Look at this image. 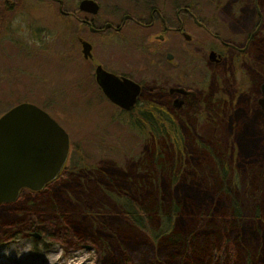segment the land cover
Masks as SVG:
<instances>
[{"label": "flooded vegetation", "instance_id": "1", "mask_svg": "<svg viewBox=\"0 0 264 264\" xmlns=\"http://www.w3.org/2000/svg\"><path fill=\"white\" fill-rule=\"evenodd\" d=\"M80 1L0 0V36L5 30L10 33V39L0 38V43L15 51L10 54V83L14 87L11 90L32 88L38 99L20 96L11 103L0 99V116L16 104L30 103L47 113L67 134L66 158L54 177L42 187L59 177L72 149L68 132L59 120L60 107L48 103L50 100L41 101L44 86L46 89V84L56 77L53 67L57 70L61 64L63 42L79 46L81 65L76 70H88L97 100L114 108L117 118L134 109L146 111V107L157 103L184 117L193 104L203 109L209 103L217 111L221 109L223 95L228 94L219 86L222 82L217 76V67L224 58L235 67L242 66L254 73V61L250 58L248 61V54H264V0H91L95 7L89 8L93 11L80 9ZM31 10L43 11L38 13L42 16L40 22L34 20L32 13L37 12ZM47 10H55V14ZM226 27H231V35L225 34ZM17 36L23 40L19 42ZM82 41L89 44L86 57L80 53ZM52 42L55 53L49 56L50 69L45 72L47 43ZM8 57L2 55V58ZM99 69L113 76L108 78L113 92L127 94L126 85L120 84L123 79L137 85L138 91L129 109L112 103L102 93L96 83ZM196 70H200L201 79L205 77L204 82L206 78L209 81L200 90L192 89ZM263 79L260 76L257 83L259 94ZM4 86L0 82V97L5 95L2 89H10ZM214 97L216 106L211 102ZM16 198L0 204L10 208Z\"/></svg>", "mask_w": 264, "mask_h": 264}, {"label": "trees", "instance_id": "2", "mask_svg": "<svg viewBox=\"0 0 264 264\" xmlns=\"http://www.w3.org/2000/svg\"><path fill=\"white\" fill-rule=\"evenodd\" d=\"M235 70L239 73L236 86L242 91L250 82L247 69L243 72L236 66ZM222 98L221 109L215 111L209 103L203 109L193 104L187 109L190 113L183 114L187 117L163 103L127 113L132 126L148 137L147 143L156 142L162 152L158 167L153 161L148 167L158 171V178L169 179V189L157 187L136 196L119 188L97 166H81L75 173L67 167L38 190L21 188L10 208L0 211V243L34 232L39 237H33V248L44 240L58 243L64 252L88 244L95 252L94 264H239L237 238L245 211L234 196L232 169L225 161L228 153L221 151L215 139L218 119L224 118L221 110L230 108L225 104L228 97ZM201 120L209 123L207 137L197 131ZM95 174L94 181L117 193L109 205L102 206L98 191L88 185ZM181 176L196 179L203 198L174 196L170 189ZM257 187L252 188L250 216L259 237L263 231ZM254 260L264 264L256 256Z\"/></svg>", "mask_w": 264, "mask_h": 264}, {"label": "rangeland", "instance_id": "3", "mask_svg": "<svg viewBox=\"0 0 264 264\" xmlns=\"http://www.w3.org/2000/svg\"><path fill=\"white\" fill-rule=\"evenodd\" d=\"M47 11L55 14V10ZM31 12H37L32 13V16L35 21L40 22L42 16L38 13L43 11L31 10ZM230 28H223L225 34L231 35ZM8 33V30L2 32L0 36L2 41L10 39V33ZM16 38L20 40L19 42L23 40L22 36ZM2 43H0V82L5 83L4 87L10 89H2L1 92L5 95L0 99L10 100L11 103L21 96L35 98L38 101L32 88L17 89L18 92L11 90L14 87L10 83V54H15V51L10 49L9 45H2ZM47 45L49 55L46 57L48 68L45 66V72L50 69L49 56L51 54L54 56L55 53V43H47ZM78 49L77 45L75 47L69 42H63L64 54L61 55V69L60 65L57 70L53 67L52 72L56 77L54 79L53 76V81L46 84V89L44 86L41 94L42 102L50 100L48 103L60 107L59 120L68 132L72 148L68 154L66 168H73L75 173L76 169L81 166L89 164L97 166L107 176L113 177L119 188L123 186L125 190L136 196L144 195L148 190L157 187L162 190L169 189V179L162 176L158 178V171L150 170L148 167L151 161L155 168L158 167V158L162 156L156 142L147 143L148 137L132 126L128 114L119 115L117 118L115 116L118 114L114 112V108L107 107L106 103L97 100L88 78V70L79 69L81 59ZM2 55L9 57L2 58ZM249 58L254 61L255 72L246 71L252 83L250 81L242 88V91H239L236 86L239 73L226 57L217 67V76L222 82L219 86H222L224 91L227 90L228 94L225 96L228 97V102L225 104H229L230 108L227 106L221 110L224 118L218 119L220 123L217 124L215 139L221 151L228 153L225 161L232 169L229 176L230 179L232 177L234 196L240 200L245 211V218L237 238L239 264H248L247 260L249 264H254L255 256L257 261H264V114L256 104V99L260 96L257 83L260 76L264 77V54H248L250 62ZM77 65H79V70H76ZM5 67L9 68L3 70ZM240 68L243 72L246 70L245 67L240 66ZM199 72L200 70H196L193 74V90H200L201 86L205 87L206 83L209 84L207 78L204 82L205 77L203 76L202 79L199 77ZM14 73L15 76L18 75V71L15 70ZM211 102L217 105L215 97L211 99ZM208 124L205 120L197 124V131L201 136L207 137L209 134ZM145 151L147 156L144 158ZM212 167L219 177L218 169ZM97 177L98 174L92 176L88 185L98 191L96 198L102 206L109 205L110 202L116 200L117 193L113 187L105 188L103 184L94 181ZM255 184L258 185L257 193L261 212L259 226L263 231L259 237L258 230L250 216L251 209H253L251 193ZM170 191L178 199L198 200L204 196V191L197 180L188 176L185 178L181 176L175 181ZM8 207L6 204H0V211ZM2 215L0 213V219ZM34 242L31 234L27 237L18 236L1 242L0 264H94L95 252L88 244H82L80 247L64 252L56 242L44 240L42 243H35V248H33ZM86 245L89 247H85Z\"/></svg>", "mask_w": 264, "mask_h": 264}, {"label": "water", "instance_id": "4", "mask_svg": "<svg viewBox=\"0 0 264 264\" xmlns=\"http://www.w3.org/2000/svg\"><path fill=\"white\" fill-rule=\"evenodd\" d=\"M95 4L81 0L80 9ZM89 44L80 43V53L86 57ZM211 55V54H210ZM112 75L99 69L96 83L102 93L114 104L129 109L137 94V85L123 79L127 94L113 92L109 88ZM260 96L256 104L264 114V79L259 85ZM68 139L66 132L47 113L30 103L12 106L0 116V202L13 201L20 188L38 190L58 172L66 158ZM31 236L38 238L37 233ZM89 247V246H85Z\"/></svg>", "mask_w": 264, "mask_h": 264}]
</instances>
